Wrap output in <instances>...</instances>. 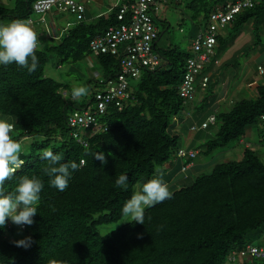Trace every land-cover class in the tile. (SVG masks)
Returning <instances> with one entry per match:
<instances>
[{"label": "trees", "instance_id": "1", "mask_svg": "<svg viewBox=\"0 0 264 264\" xmlns=\"http://www.w3.org/2000/svg\"><path fill=\"white\" fill-rule=\"evenodd\" d=\"M35 1L0 4V24L28 20L34 14ZM131 1L123 0L122 4ZM184 1L199 31L217 6L234 0ZM118 12L119 7H115L95 22L76 23L61 38L50 40L47 49H37L39 66L33 73L15 64L0 66V116L14 124L12 136L23 149L22 163L6 180L5 189L14 190L24 175L40 176L45 184L32 225L22 227L9 220L0 229V254L10 264H227L232 251L261 239L255 245L264 244V160L252 147H244L241 159L219 163L189 184L169 186L171 198L146 208L144 225L127 222L106 235L96 231V223L125 218L123 204L145 181L162 176L169 185L176 172L185 170L196 157H177L183 148L175 125L189 105L179 95V86L192 54L175 42L156 49L164 64L154 71H142L129 89L127 104L122 109L111 106L100 119L107 127L105 131L89 137L87 146L71 135L68 116L92 105L97 90L88 104L64 96L66 85L44 73L49 54L56 57L57 65L93 56L103 80L116 77L120 72L118 60L110 55L94 56L90 42L123 23ZM248 24L256 38L252 49L263 42L264 0L238 13L224 29L226 33L217 36L220 51ZM262 114L263 83L255 89L254 97L241 99L229 111L215 115L218 130L204 144V153L212 154L239 142L252 126L259 132L255 144L264 143ZM26 139L30 140L24 143ZM47 150L61 154L63 162L80 165L64 192L49 186L43 174L47 162L42 153ZM96 151L104 153L103 165L93 156ZM175 158L181 159V167L166 172L164 166ZM122 173L129 177L127 190L115 186ZM98 214L101 216L96 219ZM24 233L33 240L28 249L12 243L25 237ZM237 264L264 261L242 260Z\"/></svg>", "mask_w": 264, "mask_h": 264}, {"label": "built area", "instance_id": "2", "mask_svg": "<svg viewBox=\"0 0 264 264\" xmlns=\"http://www.w3.org/2000/svg\"><path fill=\"white\" fill-rule=\"evenodd\" d=\"M258 1L260 0L228 1L210 13L207 25L191 41L192 56L187 59L184 78L179 86V95L185 104L194 102L198 87L206 89L209 85L210 75L204 70L211 64H218V59H215L217 36L238 13L252 8ZM115 7H119L117 17L123 23L95 36L90 42V50L94 56L115 57L119 62L120 72L112 79H101L94 94V103L85 109L75 110L67 119L71 135L84 146L88 145L89 137L107 129L100 119L111 106L122 109L127 104L132 82L140 78L142 71H154L164 64L155 48L159 30L154 16L159 11V1L133 0L126 5L120 1ZM54 8L59 12L71 13L77 23L85 20V6L79 0H36L32 10L33 13L42 15L52 12ZM257 71L264 75V66H258ZM261 120L264 121V114L261 115ZM215 124L216 116L211 115L205 122L192 125L190 130L197 132ZM197 153L183 148L179 150L177 157L190 159ZM242 260L264 261V244H247L242 249L232 251L227 257V264H237Z\"/></svg>", "mask_w": 264, "mask_h": 264}, {"label": "clouds", "instance_id": "3", "mask_svg": "<svg viewBox=\"0 0 264 264\" xmlns=\"http://www.w3.org/2000/svg\"><path fill=\"white\" fill-rule=\"evenodd\" d=\"M38 37L33 27L22 19L0 24V66H16L33 73L39 66L36 55ZM88 89L80 86L74 88L72 97L79 98L87 94ZM14 124L0 118V229L7 221L16 225L33 224L37 207L44 189V180L37 175H24L15 184L14 190L6 191L5 182L22 163L20 153L22 144L13 138ZM103 165L106 163L103 152L96 151L93 155ZM42 159L47 162L43 174L48 178L49 186L64 192L72 179L73 173L80 165L75 161L63 162L59 153L47 150L42 153ZM115 186L121 190L129 187L127 173L120 174L115 180ZM168 184L161 177H153L145 181L137 191L122 206V215L128 217V222L144 225L145 209L171 198ZM12 243L24 249L32 246L31 236L16 239ZM0 264H10V260L0 254Z\"/></svg>", "mask_w": 264, "mask_h": 264}, {"label": "rangeland", "instance_id": "4", "mask_svg": "<svg viewBox=\"0 0 264 264\" xmlns=\"http://www.w3.org/2000/svg\"><path fill=\"white\" fill-rule=\"evenodd\" d=\"M15 0H0V4L3 5H9L12 6L14 4ZM121 0H118V2ZM159 1V11L154 16L155 24L159 30L160 33H162L163 40L169 37H172L175 43H177L180 48L187 49L189 44V35L193 34L197 30V25L194 23L192 19V14L190 10L186 8L185 1L184 0H158ZM117 2V0H104V4H110L114 5ZM96 2L90 0L88 7L90 10L94 11L96 7ZM52 12H56V9L54 8ZM59 14L55 19L57 20L58 24L61 26V28L66 27L65 23L67 21H74L73 15L65 12L57 13ZM94 14V12H93ZM32 18H37V15L34 13L32 14ZM253 39L254 37V31H253ZM244 37H237L233 43H231L229 46H226L222 48L220 51L223 55V57H229L233 58L234 56H238L236 59H233L230 61V65L225 66L224 68V75L223 78L226 82L225 84L223 82L214 83L211 84V90L212 93H226L229 92L232 93V90L236 87V85L239 83V81L243 80L244 77V66H248L251 72L256 68V60H251L252 56H248L250 53L248 50H243L242 45L244 44ZM256 39V38H255ZM261 39L264 42V34L261 33ZM218 51V50H217ZM53 55V54H52ZM49 54V60L46 64L44 73L46 77L53 78L57 81H62L63 83L67 84V87L70 91L73 92L74 88L76 87H86L88 89L87 94L85 96L76 98L77 102L79 104H88L93 97V91L97 90L98 87H96L97 80L95 79V71L92 70V66L88 65L87 61H77L72 63V67H75V70L68 71V64H63L64 67L57 68V59L56 57ZM93 62V66L95 67V70H98V65L95 61V58L93 56H90ZM248 61V62H247ZM259 63V62H258ZM63 75V76H62ZM98 75H100V71L98 70ZM230 78V79H229ZM133 83V82H132ZM264 84V82H262ZM228 94V93H227ZM244 98H251L249 94L244 96H233V103L230 105H224L220 106L218 108V111H229L234 103L237 101H240ZM0 118H4L1 117ZM5 119V118H4ZM218 130V125H211L207 131L204 132L205 136L199 141H197L196 145L194 146V149L198 151V154L193 159V164L197 167L192 170L190 176L192 179H195L198 175L203 173H210L215 165L219 163H223L226 161H234L239 160L242 157V151L241 147L239 146L238 142H234L230 145L228 148H224L222 150L215 151L212 154H205L204 153V144L207 142L208 139L214 137ZM250 130V136L245 137L246 142H251L253 144L251 147L256 148V150H259L261 153V157L264 160V143L257 144L258 146H255V143H258V136L259 132L257 131L256 126H252L249 128ZM180 137L179 141L182 143L183 141ZM184 139V138H183ZM30 139H26L24 143L29 141ZM238 147L237 150H239L240 156L235 157L233 155V148ZM186 169V168H185ZM186 184H189L190 182H185ZM101 214H98L95 216V218H100ZM128 217L123 218L122 220L115 221V222H99L96 223V231L100 235H106L110 233L111 231L117 229L121 225L127 223ZM23 234V232H22ZM26 236L27 233H24ZM259 242V241H258ZM255 242V243H258Z\"/></svg>", "mask_w": 264, "mask_h": 264}, {"label": "crops", "instance_id": "5", "mask_svg": "<svg viewBox=\"0 0 264 264\" xmlns=\"http://www.w3.org/2000/svg\"><path fill=\"white\" fill-rule=\"evenodd\" d=\"M89 1L90 0H79V2L85 6L84 16H85L86 22H95V20H97V18H99L100 16L110 13L111 10L115 8L117 3L120 2V1L118 2L117 0V2L114 5H110V4L106 5L104 4V0H92L96 2L95 10L92 11L88 7ZM122 1L123 0H121V3ZM57 13H60V12L59 11H56L54 13L48 12L42 15L35 13L37 15V18L34 19L31 16L28 20H26V22H28L37 33V37H38L37 49H42V50L47 49L49 46L50 40L61 38L71 26L77 23L76 18L73 15L74 21H67L65 23L66 27L61 28V26L58 24L57 20L55 19L59 15ZM65 13H69V12H65ZM1 24H6V23H1ZM251 28H252L251 24L246 25L245 29L242 31L239 37L242 36L245 38L243 41L244 44L242 45V49L245 51L249 49L250 53L248 54V56L251 55L252 56L251 60H256V68L253 71L254 73L251 72L252 70H250L248 66H244L245 70H244L243 80L239 81L236 87L232 90L231 94L229 92L212 93L213 91L210 88L212 82L216 84L220 81L225 84L226 81L223 79L225 77L223 73L224 68L225 66L230 65L231 60L236 59L238 57V56H234L233 58L223 57V55L220 53L217 55L218 64H211L207 66L206 69L204 70L206 71L207 74L210 75V82H209L208 87L206 89H202L201 87H198L194 102L186 106L181 116L177 118V122L175 125V131L176 133L180 135V137L184 136L183 137L184 139L181 138V140L183 141L181 143L182 148L197 151L196 149H194V146L196 145L197 141L201 140L203 136H205L204 132L207 131L209 127L207 129L199 130L197 132L191 131L190 127L194 124H201L205 122L211 115H216L219 112L218 108H220V106L232 104L234 95H237V96L246 95L247 96V94H249L251 97H254L255 89L257 88L259 84L264 82V75L259 74L257 71L258 66L260 65L264 66V42H262L257 47H253L252 49H250V47L253 45V38H252L253 32ZM197 32L198 30L193 32V34L189 35V44L187 48L189 52H191V41L195 37ZM225 33H226L225 30L221 32V34H225ZM262 34H264V27L262 30ZM162 38L163 36L161 34V36L155 43L156 49L168 48L172 43H174V40L172 39V37H169V38L166 37L165 40H163ZM217 50H219L220 52V44ZM84 60L87 61L88 65H90V67L92 66V70L95 71V74L97 75L95 76V79L97 80V82L98 80H101L104 78L101 73L100 75H98V70L97 71L95 70V67L93 66V62L91 61L92 59L90 58V56L85 58ZM62 66L64 67V65H57L56 67L62 68ZM71 70H75V67H72V63H69L68 71H71ZM61 83L63 82L61 81ZM65 85L66 87L63 88L62 93L65 94V96L72 97V91L69 90L68 88L69 86L67 87V84ZM250 135H251L250 130H248L246 137H249ZM238 144L241 147L242 154H243L244 147H251L253 145L251 144L250 141L246 142L245 138L240 140ZM255 146H258V145L255 144ZM237 148L238 147H234L233 152H232L235 157H239L241 153L239 152V150H237ZM253 149H256V148H253ZM181 165H182L181 159L175 158L173 162L167 163L164 166V169L166 170V172L169 173L175 168H180ZM196 167L197 166L194 165L193 162H191L187 165L185 170L180 169L179 171H177L176 175L173 176V179L168 186H171L173 184H186L185 182L192 181L190 174L192 170H194ZM158 177H162V176H158ZM163 178L166 181V177H162V179ZM262 241L263 240L261 239L259 242L261 243Z\"/></svg>", "mask_w": 264, "mask_h": 264}]
</instances>
